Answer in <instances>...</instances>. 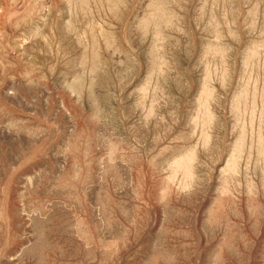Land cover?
Here are the masks:
<instances>
[{"label":"rangeland","instance_id":"374dc122","mask_svg":"<svg viewBox=\"0 0 264 264\" xmlns=\"http://www.w3.org/2000/svg\"><path fill=\"white\" fill-rule=\"evenodd\" d=\"M0 264H264V0H0Z\"/></svg>","mask_w":264,"mask_h":264}]
</instances>
